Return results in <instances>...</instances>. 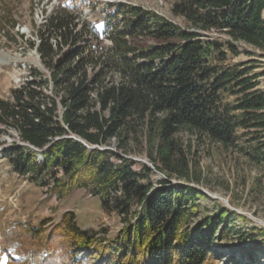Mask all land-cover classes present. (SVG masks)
Wrapping results in <instances>:
<instances>
[{
	"label": "trees",
	"instance_id": "obj_1",
	"mask_svg": "<svg viewBox=\"0 0 264 264\" xmlns=\"http://www.w3.org/2000/svg\"><path fill=\"white\" fill-rule=\"evenodd\" d=\"M105 7L102 34L109 47H100L98 37H88L75 17L58 10L36 48L49 79L36 73L35 81L12 92L11 101L0 99V127L23 144L8 151L11 167L33 179L52 171L51 193L87 190L105 213L120 218L119 235L98 244L93 264H243L214 249L233 231L226 212L194 224L200 194L169 181H198L184 134L235 150L264 175L258 75L243 65L221 66L228 55H239L234 43L264 47V0H178L172 13L186 30L140 8ZM213 32L226 41L211 40ZM144 41L154 44L134 45ZM45 83L57 97L42 94ZM112 141L116 152L109 149ZM30 148L41 152L39 162ZM135 153H143L152 169L134 170L127 156ZM153 171L163 177L157 184L150 182ZM71 217L65 214L48 234L47 243L53 235L58 241L39 264H74L78 250L96 244L71 227Z\"/></svg>",
	"mask_w": 264,
	"mask_h": 264
},
{
	"label": "rangeland",
	"instance_id": "obj_2",
	"mask_svg": "<svg viewBox=\"0 0 264 264\" xmlns=\"http://www.w3.org/2000/svg\"><path fill=\"white\" fill-rule=\"evenodd\" d=\"M177 1L0 0V99L11 101L12 92L35 81L36 73L41 74L43 81L49 79L50 73L43 66L36 48L43 27L58 10H65L75 17L78 29L84 28L88 37H98L100 47L106 48L110 46L109 39L102 34L107 14L102 11L106 4L140 8L186 30L188 26L183 19L172 13ZM262 17L264 19V12ZM11 23L15 24L14 28H10ZM208 36L220 43L226 41L223 35L216 32ZM135 44L140 48L154 43L144 41ZM234 46L239 55H228L221 66L243 65L249 68L251 75H258V89L264 92V47L257 49L243 43H234ZM40 91L46 97H57L51 83H45ZM60 95L61 92L58 97ZM226 99L228 102L234 101L231 96ZM180 137L184 145H191L189 160L195 164L198 181L186 183L172 179L169 182L171 185L190 186L200 194L194 224L215 216L219 211L226 212L227 226L233 231L225 240L216 243L214 249L227 260L233 258L243 264H264L262 169L247 164L235 150L225 151L205 141L197 142L186 134ZM12 145L23 147L14 131L0 127V264H39L38 261L49 255L58 241L53 235L47 243L48 234L55 226L63 224L64 216L68 213L72 215V228L96 240L90 250L77 251L74 264L97 263L98 244H110L115 240L123 227L120 218L114 213H105L99 199L92 197L87 190L73 189L63 197L51 193L52 171L35 179L31 175H19L9 163L8 151ZM109 149L116 152L114 141ZM29 150L36 152L31 148ZM40 153L36 152V160ZM127 158L134 163L136 171L143 165L152 169L143 153L131 154ZM60 175L58 173V177ZM162 178L160 173L153 171L150 182L157 184Z\"/></svg>",
	"mask_w": 264,
	"mask_h": 264
}]
</instances>
